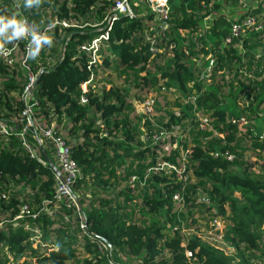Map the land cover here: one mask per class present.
I'll return each instance as SVG.
<instances>
[{
    "label": "trees",
    "instance_id": "obj_1",
    "mask_svg": "<svg viewBox=\"0 0 264 264\" xmlns=\"http://www.w3.org/2000/svg\"><path fill=\"white\" fill-rule=\"evenodd\" d=\"M245 1L172 0L168 30L153 46V15L143 16L140 4V17L114 22L101 63L91 65L78 48L101 34L113 0H40L32 9L0 0V16L26 18L52 40L26 61L45 72L37 115L58 130L66 124L80 172L72 186L80 208L57 202L52 143L32 158L0 129V264H110L99 248L104 240L117 259L138 264H264V0H251L238 20L254 16L262 30L223 43L235 22L225 9ZM209 56L215 66L207 73ZM26 83L20 61L8 67L0 59V126L28 124ZM149 95L152 119L137 108ZM161 133L168 135L156 143ZM163 163L184 179L175 169L156 170ZM203 231L221 237L233 255L207 245Z\"/></svg>",
    "mask_w": 264,
    "mask_h": 264
},
{
    "label": "built area",
    "instance_id": "obj_2",
    "mask_svg": "<svg viewBox=\"0 0 264 264\" xmlns=\"http://www.w3.org/2000/svg\"><path fill=\"white\" fill-rule=\"evenodd\" d=\"M172 0H113V5L111 6L110 13L103 20L101 24V28L98 29L100 31V35L94 39L91 43L82 45L78 48L79 54L88 53L91 56V65L100 64L101 59L99 55V50L104 41H108L110 37V32L113 29V24L116 20L122 17H129L131 19H135L140 17V14L137 13L135 7L141 6L144 8L143 16H147L148 14L153 15V25L148 32V40L151 41L152 46L155 45L159 39L163 36V34L168 30V16L170 13V3ZM242 9V6L239 7H229L225 9V15L227 17L230 14H234V9L237 10ZM244 12L243 14H245ZM237 13L236 16L231 15V19H234V23L231 27V35L225 37L223 40L224 45L233 44L235 39H239L242 34L249 29H254V31L259 32L262 30V25L258 24L256 18L254 16H247L242 23H239V18L243 15ZM214 16L207 17L203 26L200 30V36H205L207 30H209L210 25L213 22ZM30 27V29L38 35H45L44 32L36 29L26 18H24ZM69 27V25H67ZM1 40V39H0ZM25 44L24 50L21 51V42ZM29 46V39H21L17 41H12L11 43L4 44V50L0 52V59H2L8 67L15 66L17 61H20L23 71L27 76V83L23 92L21 93V100L23 103V114L24 119L27 121V125L20 130H16L14 128H10L7 125L0 126L1 131L7 135H15L21 140V145L24 150L32 157H37V149L40 147L44 149V141L51 142L55 151V160H56V169H55V179H56V192H55V200L57 202H69L71 204L76 205V196L72 192V186L76 183L79 177V169L72 159L70 154V149L67 145L68 138L62 135L57 129L56 124L53 122L51 124L47 123V121L42 120L38 117L37 111L39 108V103L35 97L34 83L36 82L37 76L40 73H35L28 65H27V50ZM152 51L155 52V49L152 48ZM207 73L211 72L213 67L215 66V59L212 56L207 58ZM53 63V62H52ZM199 64V63H198ZM206 73V74H207ZM204 74V76L206 75ZM95 77L92 76L91 80L85 84L86 87L94 81ZM82 103L87 104L88 99L83 97ZM143 105V113L146 119H152L154 116V108H155V98L152 95H149L147 100ZM201 128H204L208 121L206 119H201ZM245 124V122H243ZM166 133H161L159 136H155L154 141L157 143ZM168 135V134H167ZM166 135V136H167ZM30 138L35 141V145L31 143ZM229 160H232V156H228ZM162 169L163 171H170L175 169L172 165L169 164H159L156 170ZM58 170L59 173L56 172ZM177 177L179 180H183L184 176L181 170H177ZM139 181L138 177H134L131 180V184L134 185ZM174 201L181 206L183 204V198L181 195L176 194L174 196ZM28 208H23V213L27 212ZM37 215H33L35 219ZM217 228H221V224L216 222ZM82 228L87 229L86 224H82ZM222 239V238H221ZM99 248L102 253H104L108 259L110 264H116L112 260L113 251L109 249L107 244L103 241L99 243ZM191 254H188L190 256ZM234 264H238L235 262Z\"/></svg>",
    "mask_w": 264,
    "mask_h": 264
},
{
    "label": "clouds",
    "instance_id": "obj_3",
    "mask_svg": "<svg viewBox=\"0 0 264 264\" xmlns=\"http://www.w3.org/2000/svg\"><path fill=\"white\" fill-rule=\"evenodd\" d=\"M40 5V0H24L23 7L32 9ZM0 52L4 50V44L11 43L21 39H29L27 50L28 59H36L44 45L50 46L52 40L46 35H38L28 26L23 17H17L15 14L7 17L0 16Z\"/></svg>",
    "mask_w": 264,
    "mask_h": 264
},
{
    "label": "rangeland",
    "instance_id": "obj_4",
    "mask_svg": "<svg viewBox=\"0 0 264 264\" xmlns=\"http://www.w3.org/2000/svg\"><path fill=\"white\" fill-rule=\"evenodd\" d=\"M253 1H251V0H246L245 2H244V4L242 5V9H238L237 8V10L236 9H234V11L235 12H233L234 14H230V16L229 17H231V15L232 16H236V14L237 13H240V14H243L244 12H247L248 11V9L250 8V6H252V3ZM245 7V8H244ZM112 75H113V77L115 76V73L114 72H112ZM114 79H115V77H114ZM117 83H119L118 81H117ZM137 108H138V111L141 113V114H143L144 115V113H143V105H141V104H138L137 105ZM236 111V110H235ZM233 120H235V121H238V123H239V125L240 126H242V125H244V123H243V121L242 120H237L236 118V116L235 115H233ZM239 118V117H238ZM144 130V129H143ZM174 136L176 135V132H173L172 133ZM64 136L65 137H68V132H66L65 134H64ZM143 138H144V140H147V136H146V133H145V130H144V136H143ZM248 156H250L249 154H248ZM251 158V160L252 161H255L254 160V157H250ZM202 199H204V200H206V197H202ZM204 233L201 235V237H202V240L207 244V245H210L211 247H213V248H216V249H218V250H220V251H223V252H225L226 254H228V255H233V249L232 248H230V247H228L224 242H223V240L221 239V237H219V236H217V235H215V234H213V233H211V232H206V231H203ZM112 260L114 261V263H116L117 262V264L118 263H120V264H138V262H137V260L134 258V259H132V258H129V259H117L116 258V256L115 255H113V257H112ZM238 263V262H237ZM239 264V263H238Z\"/></svg>",
    "mask_w": 264,
    "mask_h": 264
},
{
    "label": "water",
    "instance_id": "obj_5",
    "mask_svg": "<svg viewBox=\"0 0 264 264\" xmlns=\"http://www.w3.org/2000/svg\"><path fill=\"white\" fill-rule=\"evenodd\" d=\"M44 73H45L44 71H41L40 74L37 76L36 82L34 83V89H36V88L38 87V85H39V83H40V81H41V77H42V75H43ZM52 167H53L54 169H56V167H55L54 165H52ZM56 172L59 173L58 170H56ZM76 205H77L78 208H80V203H79L77 197H76ZM104 242L107 244V246L109 247V249H110L111 251H113V246L111 245V243H110L109 241H107V240H104Z\"/></svg>",
    "mask_w": 264,
    "mask_h": 264
},
{
    "label": "crops",
    "instance_id": "obj_6",
    "mask_svg": "<svg viewBox=\"0 0 264 264\" xmlns=\"http://www.w3.org/2000/svg\"><path fill=\"white\" fill-rule=\"evenodd\" d=\"M65 128H66V124H65L62 128L59 129V132H60L62 135H64V134L66 133ZM67 138H68V137H67ZM233 253H234V251H233Z\"/></svg>",
    "mask_w": 264,
    "mask_h": 264
}]
</instances>
